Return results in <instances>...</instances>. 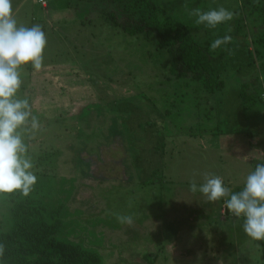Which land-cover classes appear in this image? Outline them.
Listing matches in <instances>:
<instances>
[{
    "label": "rangeland",
    "instance_id": "rangeland-1",
    "mask_svg": "<svg viewBox=\"0 0 264 264\" xmlns=\"http://www.w3.org/2000/svg\"><path fill=\"white\" fill-rule=\"evenodd\" d=\"M43 1L44 5L38 0H13L18 21L29 27L41 25L47 37L44 67L39 72L31 66L24 69L19 95L27 97L33 115L38 120L41 117L39 130L28 141L29 154L36 159L45 151L56 153L43 167L55 176V193L63 189V199L69 194L66 206L75 215L68 226L71 240L95 247L105 264H145L142 255L149 248L144 243L148 237L154 238L155 247L167 236L173 240V232L184 227L174 242L189 249L190 255L182 251L160 262L171 253L167 249L158 255L156 264H253L260 253L244 234L242 220L224 216V200L208 202L189 190V182L201 183L203 175L211 172L221 174L224 181H234L238 187L234 191H239L246 165L237 167L235 160L225 158L230 148L222 141L235 148L246 141L245 145L264 150V123L242 120L240 102L234 95L238 82L251 84L262 73L259 64L264 65V58L262 62L257 58L255 70L243 53L264 55L253 42V35L263 27L248 16L251 6L255 4L258 13L264 0H153L186 25L198 42L209 43L208 48L215 39L240 27L231 40L236 56L226 55L216 64L228 66L220 68L227 79L225 90L208 100L198 88L177 90L172 82L161 87L159 76L168 70L165 55L157 59V66L155 58L148 57L150 48L120 43L118 34L109 32L105 16L97 17L99 1L94 5L84 4V0ZM103 6L106 12V4ZM194 7L204 11L223 7L234 14L233 19L207 29L196 25L189 15ZM241 18L243 22L238 21ZM223 47L211 53L218 56ZM87 105L88 113L80 119L78 115ZM60 113L66 115L57 118ZM218 131L226 135H218ZM231 134L235 138L225 137ZM193 135L195 138L190 137ZM237 171L240 176L235 175ZM8 201V195L0 196L4 217ZM182 202L185 208L179 207ZM213 205H221L217 215L208 212ZM183 209L187 222L182 227L178 221L184 218L177 216ZM117 215H131L133 223L121 224ZM94 240L100 246L90 243ZM208 246L217 252L205 256Z\"/></svg>",
    "mask_w": 264,
    "mask_h": 264
},
{
    "label": "trees",
    "instance_id": "trees-1",
    "mask_svg": "<svg viewBox=\"0 0 264 264\" xmlns=\"http://www.w3.org/2000/svg\"><path fill=\"white\" fill-rule=\"evenodd\" d=\"M79 1L81 2L82 0ZM86 1L84 0L83 3L87 5L98 4L97 1L102 3L101 5H97V17L105 16L106 26L110 28L109 32L113 33V35L118 34L120 43L134 45L136 48H150L148 57L155 58L153 59L155 62H153L157 66L159 65L157 64V59L165 55L168 61V70L167 72L162 71L159 76L161 77V87H165L166 84L172 82L174 83L173 86H175L174 89L177 90L187 87L198 88V90H203L202 92L207 96V100L214 97V95L224 92L227 79L223 77L224 75L222 74L225 73L220 68H226L227 64L222 63L220 66L216 64H220V60L226 55L233 58L236 48L231 42L224 45L223 51L218 56H216V53L214 56L210 48H208L209 43L203 44L198 42L186 25L180 23L175 17L168 14L166 10L155 5L153 0ZM105 4L106 12L105 10L103 11V5ZM254 6H251L253 10L252 12L250 11L248 16L260 21L263 28L253 35V42H255V46L264 50V7L258 6L260 9H258L257 13V10L254 11ZM107 7L110 10H107ZM244 9L246 8L242 3V10ZM238 21L243 22V18ZM239 29L240 27L237 25L236 32L230 36L232 38L234 36L237 37ZM242 36L244 37L243 34ZM243 54V56L249 58L248 65L251 63L255 70H257V58L261 62L262 58H264V55L258 51L255 57L246 51ZM259 66L262 73L254 78L253 83L238 82V88L234 93L237 102H240L239 107L242 109L239 117L248 124L252 122L251 120L254 121V119H264V65L261 63ZM247 68L250 67L248 66ZM237 72L239 74V70ZM239 77L242 79L241 76ZM239 77L237 76L236 78L239 79ZM194 91L196 92L197 90ZM97 99L101 100L99 97ZM87 110H89V105L78 115L80 119L88 113ZM65 115L60 113L57 118L60 116L63 118ZM116 118L117 115L114 119ZM59 121L62 122L61 124L65 123L62 119ZM50 122H46L45 129L50 126ZM210 133L212 134L213 132ZM217 134L226 135V133L220 131ZM217 134L215 133L214 135ZM190 137L195 138V135ZM30 140L31 138L26 137L28 147V141ZM216 151L219 152L218 150ZM55 154V152L50 153L45 151L42 156L39 155L34 159L38 181L33 191L27 197L19 193L8 195L9 201L5 217L4 207H2L3 211L0 210V244L4 246V254L0 257L2 264H105V258L95 247L85 246L81 240L72 241L68 236V226L70 227L75 216L66 206L69 194L63 199L61 197L63 189L57 194L55 193L57 191L53 184L55 176L46 172L45 167H43L49 158L55 157ZM60 180L63 179L60 178ZM60 180L59 183H62ZM69 181L73 184L74 179L70 178ZM224 183L227 184L226 181ZM217 203L219 202L216 201ZM182 206L183 208L186 207L183 202L179 207ZM211 209L212 211L208 212L217 215L221 212V205H213ZM224 210V216H228L230 219L234 218L228 212L226 205H224ZM180 211L181 215L177 217L180 219L184 218L178 221L183 227L182 224L187 221L182 215L184 216L187 211H185V214H182L184 209ZM78 214L79 211L77 210ZM183 230L184 227L178 232L171 231L175 234L173 240L167 236V238L163 239V243H159V247L157 245L153 247L152 240L154 238L151 240L148 237L146 241L144 240V243L149 248H146V251L142 255L143 262L145 264H156L158 255L161 253L165 254L167 249H171V253H166L162 256L160 262H165L170 258V255L175 256V254L182 251L185 252L183 255H190L189 249L183 250L181 247L179 248L178 242H174L176 234L177 236L180 233L182 235ZM177 238L180 239L179 236ZM99 242L94 240V242L90 243L100 246ZM229 244L231 245V243ZM232 244L234 243L232 242ZM261 246L262 264H264V242H261ZM208 247L205 251V256H212L217 252L213 247ZM226 255L231 254L228 253Z\"/></svg>",
    "mask_w": 264,
    "mask_h": 264
},
{
    "label": "clouds",
    "instance_id": "clouds-1",
    "mask_svg": "<svg viewBox=\"0 0 264 264\" xmlns=\"http://www.w3.org/2000/svg\"><path fill=\"white\" fill-rule=\"evenodd\" d=\"M189 15L196 25L216 29L233 19V13L223 7L207 11L194 7ZM232 37L215 39L210 50L230 43ZM47 37L42 26L20 23L13 10V0H0V196L14 193L27 197L38 181L35 162L29 154L25 138L39 130V120L33 115L30 101L19 95L27 66L39 72L44 67ZM234 184H225L221 176L205 173L201 183L189 182L192 193H200L208 202L224 200L228 212L242 220L244 234L256 248L264 242V162L256 163L243 179V187L234 191ZM121 224H132L131 215H117ZM4 246L0 244V257ZM2 264V261H0Z\"/></svg>",
    "mask_w": 264,
    "mask_h": 264
},
{
    "label": "crops",
    "instance_id": "crops-1",
    "mask_svg": "<svg viewBox=\"0 0 264 264\" xmlns=\"http://www.w3.org/2000/svg\"><path fill=\"white\" fill-rule=\"evenodd\" d=\"M264 119H262V120H260V121H262L263 123H264V121H263ZM248 131H246V132H244L243 134L245 135V136H247L246 135V133H247ZM241 135L240 133H236V135ZM232 135V134H231ZM231 135H228V136H225V137H228V138H231V137H234L233 135L231 136ZM244 137V136H243ZM235 138V137H234ZM244 142H246V141H244ZM244 142H243V144L241 143V145H239L237 148H235L234 146H232V145H229V144H227L226 142H225V140H223L222 141V144H224L225 143V147H227V146H229V148H230V150L229 151H227L226 150V154H224V156H225V158H229L231 161H232V163H233V160H235V164H237V167L238 166H240L241 164H245L246 166H243L244 168H246L247 170L246 171H244L242 174H243V177H245L247 174H248V172L250 171V170H252L254 167H255V165H256V163H258L259 161L260 162H264V150H261V148L260 149H258L257 150V146H255V145H245L244 144ZM210 146V145H209ZM259 146V145H258ZM241 148V149H240ZM252 148H254V149H252ZM219 149H223L222 147H219ZM218 149V150H219ZM252 150H254V152L255 151H257V153H253V151ZM229 154V155H228ZM255 155H257V156H259L258 157V159H259V161H257V159H254L253 157H255L256 158V156ZM252 156V157H251ZM233 158V159H232ZM235 175H239L240 176V171H237V173L235 174ZM219 176H221V175H219ZM225 181L227 182V184H229V185H232V184H234V181L232 182V180L231 179H228V180H226L225 179ZM232 182V183H231ZM231 183V184H230ZM235 185V184H234ZM236 186V185H235ZM238 187H235L233 190H235V189H237ZM236 220V219H235ZM238 221V220H237ZM236 221V222H237ZM236 222H234L233 221V224L234 225H237V223ZM233 225V226H234ZM257 243H259V244H261V242H257ZM258 251H259V253H260V256H258V258H257V260L253 263V264H262V256H261V248H258Z\"/></svg>",
    "mask_w": 264,
    "mask_h": 264
},
{
    "label": "built area",
    "instance_id": "built-area-1",
    "mask_svg": "<svg viewBox=\"0 0 264 264\" xmlns=\"http://www.w3.org/2000/svg\"><path fill=\"white\" fill-rule=\"evenodd\" d=\"M38 1L44 5V1L43 0H38ZM224 213H225V210L223 209L222 214L224 215Z\"/></svg>",
    "mask_w": 264,
    "mask_h": 264
}]
</instances>
